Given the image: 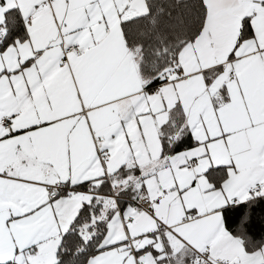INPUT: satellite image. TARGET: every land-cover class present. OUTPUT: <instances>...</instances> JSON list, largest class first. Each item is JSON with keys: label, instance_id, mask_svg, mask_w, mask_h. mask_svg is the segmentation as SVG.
<instances>
[{"label": "snow or ice", "instance_id": "6c2138e0", "mask_svg": "<svg viewBox=\"0 0 264 264\" xmlns=\"http://www.w3.org/2000/svg\"><path fill=\"white\" fill-rule=\"evenodd\" d=\"M0 264H264V0H0Z\"/></svg>", "mask_w": 264, "mask_h": 264}]
</instances>
